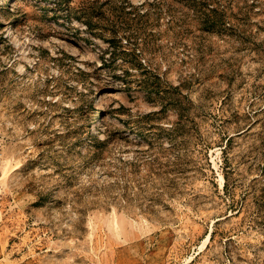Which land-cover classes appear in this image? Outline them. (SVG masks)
I'll return each mask as SVG.
<instances>
[{
    "label": "rangeland",
    "instance_id": "obj_1",
    "mask_svg": "<svg viewBox=\"0 0 264 264\" xmlns=\"http://www.w3.org/2000/svg\"><path fill=\"white\" fill-rule=\"evenodd\" d=\"M0 264H264V0H0Z\"/></svg>",
    "mask_w": 264,
    "mask_h": 264
},
{
    "label": "bare ground",
    "instance_id": "obj_2",
    "mask_svg": "<svg viewBox=\"0 0 264 264\" xmlns=\"http://www.w3.org/2000/svg\"><path fill=\"white\" fill-rule=\"evenodd\" d=\"M9 23V21H8ZM6 29V28H5ZM7 36L12 40V41H15L17 42L18 39H19V35L18 33H16L11 27L8 28V32H7ZM30 41H32V44L35 43L36 41L35 40H32V39H28ZM50 40L53 41L54 43H57V44H61L63 45L64 47L68 46L66 43L62 42L60 40V38L58 36H56L55 34H53V36L50 37ZM26 58V57H25ZM21 65V64H20ZM22 68V67H21ZM102 122L107 120L106 117H102L101 118ZM222 181V178L220 179ZM220 181V182H221ZM222 183V182H221ZM220 183V184H221Z\"/></svg>",
    "mask_w": 264,
    "mask_h": 264
}]
</instances>
